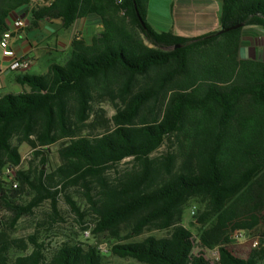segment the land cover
Here are the masks:
<instances>
[{
  "label": "trees",
  "instance_id": "16d2710c",
  "mask_svg": "<svg viewBox=\"0 0 264 264\" xmlns=\"http://www.w3.org/2000/svg\"><path fill=\"white\" fill-rule=\"evenodd\" d=\"M32 1L0 0V36ZM219 1L220 30L244 26L192 39L157 32L147 22L149 0H51L32 10V30L52 19L70 28L91 14H101L105 28L90 43L77 36L65 64L19 76L30 93L0 98V228L4 211L16 224L55 200L54 185H81L98 232L118 236L128 222L136 235L146 227L172 230L167 238L117 245L116 254L144 264H213L193 254L192 232L181 225L197 198L216 217L203 240L220 245L218 264H264V250L244 258L225 238L230 225L264 209V61L240 57L245 28L264 29V0ZM106 99L115 103L113 130L84 134L93 106ZM64 139L56 172L46 175V157L37 152L40 169L18 171L19 188L12 187L5 171L21 164V144L37 149ZM167 142L175 150L155 157ZM127 159L134 172L110 184L109 170ZM30 241L33 252L16 264H102L97 246L64 243L45 257L35 236ZM0 264H7L3 255Z\"/></svg>",
  "mask_w": 264,
  "mask_h": 264
},
{
  "label": "rangeland",
  "instance_id": "374dc122",
  "mask_svg": "<svg viewBox=\"0 0 264 264\" xmlns=\"http://www.w3.org/2000/svg\"><path fill=\"white\" fill-rule=\"evenodd\" d=\"M50 3L51 0H33L29 4L25 15L31 13L33 9L47 6ZM27 19L32 21L31 16ZM141 38L144 39L142 35ZM145 42L150 45L147 41ZM0 58H2L1 52ZM67 61L68 58H63L60 62L55 63L65 64ZM38 71V67L35 66L28 73L37 74ZM14 76L15 73L9 74L8 80L14 78ZM9 91L18 93L19 88L10 86ZM115 114V103L109 99L95 104L83 133L89 136H98L113 130L112 119ZM15 144H17L16 141ZM67 144L68 140L66 139L37 149H32L25 143L21 144L19 150L22 159L21 164L14 169L15 174L20 170H29L30 168L39 170L43 158L41 155L36 156L37 152H44L46 157V164L43 166L46 175L53 174L64 164V160L60 156V150ZM172 150H175V147L167 142L154 156L162 157ZM178 164H180V160H178ZM134 167L132 159H127L120 165L113 167L107 173L109 183L114 184L120 178L131 174L135 170ZM9 181L11 182L10 179ZM51 191L56 193L55 200H43L29 213L23 215L16 224H11L12 215L9 212L4 211L2 213L6 225L0 228V256L5 257L7 264H16L19 258L28 256L33 252L34 246L30 241L32 236H35L39 245L43 248L41 251L45 257H50L52 252L61 244L71 243L82 247L97 246L102 253V264H144L132 257H123L116 254L113 248L117 245L141 242L150 237L167 238L172 233L171 229L146 227L141 234L136 235L132 229L133 222L122 225L118 236H114L110 232H98L96 231L98 217L89 201L88 190L81 185L65 186V183H59L54 185ZM91 194L97 200V191H92ZM36 195L37 193L33 192L31 197H24L23 201H27L23 203L24 206H27ZM54 201L56 205H54ZM70 201L75 203V206L80 210V214L73 210ZM205 216L204 206L199 199L193 198L184 211L181 225L192 232L195 243L193 254L195 256L202 254L213 264H218L220 245L211 246L208 245L210 240H203L204 233L210 230L216 222V217L210 216L208 218ZM237 221L230 225L225 234V238L230 242L229 246L237 252V255L244 258L252 254L261 255L264 250V209L259 210L251 217H244ZM256 221L257 223H255Z\"/></svg>",
  "mask_w": 264,
  "mask_h": 264
},
{
  "label": "crops",
  "instance_id": "0c3cea01",
  "mask_svg": "<svg viewBox=\"0 0 264 264\" xmlns=\"http://www.w3.org/2000/svg\"><path fill=\"white\" fill-rule=\"evenodd\" d=\"M221 11L219 0H149L147 22L157 32H172L189 39L200 38L220 31ZM30 16L32 13L19 17L26 21V28L15 35L13 44L18 54L31 58L29 70L36 66L39 73L29 74V70L9 72L0 67V98L6 94L30 93V86L17 81L19 76L47 74L53 63L70 58L72 43L77 36L90 43L105 28L104 17L91 14L77 20L70 28H65L62 20L52 19L39 22V26L32 30L31 19H27ZM240 57L264 61L263 28H245ZM11 73H15V76L8 80ZM10 86L19 88L18 93L9 91Z\"/></svg>",
  "mask_w": 264,
  "mask_h": 264
},
{
  "label": "built area",
  "instance_id": "2783aa9c",
  "mask_svg": "<svg viewBox=\"0 0 264 264\" xmlns=\"http://www.w3.org/2000/svg\"><path fill=\"white\" fill-rule=\"evenodd\" d=\"M121 3L122 0H117ZM124 12H122V15ZM26 28V21L23 18H17L9 29L4 31L0 36V67L4 70L12 72H24L31 68L32 60L26 55H20L16 52L13 40L16 34ZM6 175L11 180L14 189L19 188V182L16 179V174L13 168L6 170Z\"/></svg>",
  "mask_w": 264,
  "mask_h": 264
},
{
  "label": "water",
  "instance_id": "95a60500",
  "mask_svg": "<svg viewBox=\"0 0 264 264\" xmlns=\"http://www.w3.org/2000/svg\"><path fill=\"white\" fill-rule=\"evenodd\" d=\"M243 26H244V24H240V25L233 26L232 28L222 29V30H220L218 32V34H223V33H226V32H228L230 30H235V29L240 28V27H243Z\"/></svg>",
  "mask_w": 264,
  "mask_h": 264
}]
</instances>
